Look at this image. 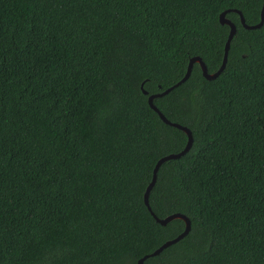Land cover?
<instances>
[{
    "label": "trees",
    "instance_id": "1",
    "mask_svg": "<svg viewBox=\"0 0 264 264\" xmlns=\"http://www.w3.org/2000/svg\"><path fill=\"white\" fill-rule=\"evenodd\" d=\"M264 0H0V264H264ZM144 90L148 93H144Z\"/></svg>",
    "mask_w": 264,
    "mask_h": 264
},
{
    "label": "water",
    "instance_id": "2",
    "mask_svg": "<svg viewBox=\"0 0 264 264\" xmlns=\"http://www.w3.org/2000/svg\"><path fill=\"white\" fill-rule=\"evenodd\" d=\"M234 12H236L237 14H239L240 18H241V23L243 25V27L247 30H254V29H260L263 25H264V5H263V9H262V12H261V21L258 25H255V26H249L246 24V21H245V18L242 14V12L238 11V10H233ZM226 14L227 12H224L220 15V23L222 25H227L230 27V33H229V37H228V40H227V43H226V46H225V54H224V59H223V62H222V66L221 68L219 69V71L215 74H209L208 73V69H207V66L205 65V63L201 60V58H198V57H194L190 60L189 62V65H188V69H187V73L185 75V77L178 83L176 84L174 87L168 89L167 91L161 93V94H157V95H152L149 97V105L150 107L156 111L159 115V117L161 118V120L166 123L167 125H170V126H173L175 128H178L182 131H184L187 135H188V143H187V146L186 148L184 149V151H182L180 154H172V155H169V156H166V157H163L162 159H160L155 167V170H154V174H153V180L152 182L150 183V185L148 186L147 188V192H146V195H145V203L147 205V207L149 208V210L151 211L153 217L156 219V221L158 223H160L161 225L163 226H166L168 225L170 222L176 220V219H182L183 221H185L186 223V229L185 231L180 234L178 237H176L175 239L173 240H169L167 241L166 243H164L159 249H157L156 251H154L151 255H148V256H145L143 257L140 261H139V264H144V261L149 258V256H157L159 254H161L165 249L169 248L170 246L180 242L181 240H183L186 236H188V234L190 233L191 231V222L190 220L183 216V215H179V214H175V215H171L165 219H159L151 210L150 208V205H149V194L151 192V190L153 189L155 183H156V180H157V172L159 170V167L166 161L168 160H173V159H179L181 157H183L184 155H186L190 149L192 148L193 146V135H192V132L184 127V126H181L179 124H176V123H172L171 121H169L165 115L157 108V106L154 105V99L157 98V97H161V96H164L166 94H168L172 89H174L175 87H178L180 84L186 82L190 76H191V73H192V70H193V67L196 63H198L200 65V67L202 68V72H203V76L207 79V80H214L216 78L219 77V75L225 70V67L227 65V61H228V54H229V51H230V48H231V43H232V40L234 39V36L236 34V26L226 18ZM144 93L147 95L148 93L144 90Z\"/></svg>",
    "mask_w": 264,
    "mask_h": 264
}]
</instances>
